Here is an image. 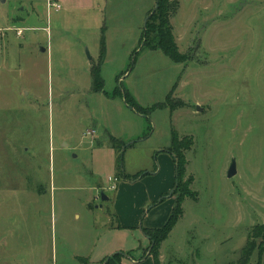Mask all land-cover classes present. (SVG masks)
<instances>
[{
  "label": "rangeland",
  "instance_id": "374dc122",
  "mask_svg": "<svg viewBox=\"0 0 264 264\" xmlns=\"http://www.w3.org/2000/svg\"><path fill=\"white\" fill-rule=\"evenodd\" d=\"M172 1L183 63L145 44L157 0H0V264L140 261L189 180L162 264H264V0ZM173 135L193 144L171 196ZM142 186L161 194L141 211Z\"/></svg>",
  "mask_w": 264,
  "mask_h": 264
},
{
  "label": "trees",
  "instance_id": "16d2710c",
  "mask_svg": "<svg viewBox=\"0 0 264 264\" xmlns=\"http://www.w3.org/2000/svg\"><path fill=\"white\" fill-rule=\"evenodd\" d=\"M175 10H176V5L174 1L160 0L158 9L152 14L150 19L148 20L147 27L145 28L143 32V36H144L145 44L147 46L151 47L152 49H160L164 52L165 55L170 57L173 61L177 63H183V62H186L188 58L186 55H184L180 51L179 46L175 40V35L173 33V26L171 24V15L175 12ZM155 19H158L160 21V26H159V29H157V31H155L154 32L155 34L153 35L152 34L153 32H151V28L153 27L152 21ZM104 31H103V35L101 39V54L102 55L105 52ZM91 72H92V77H93V89L97 92L103 91L104 86H105V81L102 76L101 67L92 66ZM123 94L130 107L134 108L138 112L142 111V106L136 101V99L133 97V95L128 90L123 92ZM170 97H171V93L168 95V98H167L168 102L171 101ZM174 108H175L174 105H171V109L173 110ZM176 137L177 135L172 136V144L175 145L176 149L168 150V151L174 156V160L176 163V173L177 174H176L174 192H176V190L179 192L180 187H182L183 175L185 173L186 164H187V160H186L185 154L183 153V149L188 150L189 148H191L193 142H192V138H189V141L185 143L184 145L182 144L184 139H181L179 142V140H177ZM109 138L111 140L110 142L111 146L116 148L117 151H119L118 149L120 147L127 148L128 146L127 144L119 145L120 139H117L116 137L112 135H109ZM178 143H180V145ZM123 148L121 149V152L124 153ZM123 153L120 154L121 159L123 157ZM122 176L126 179L129 178V175H127V173L124 171H122ZM142 176H144L143 173L141 174L137 173L133 177V180H136ZM190 184H191V180L186 181L183 184L184 191L179 197H177L175 201V205L172 209V213L169 219L167 220V222L163 226L153 227V228L143 227L144 233L148 236L150 240L149 250H150V254H152L154 257L155 264H162L160 257H159V254H160L159 250H160L161 244L168 238L169 234L171 233V231L173 230V228L176 226L179 219L183 215V212H184L183 202H184L185 197L189 196L194 199L198 198V194L196 191H194V193L191 192L190 187H189ZM162 200L163 198L161 199V201ZM262 238L264 239V231H263ZM254 249H255L254 243L252 244L249 243L248 247L246 246L243 248L242 260L244 262L249 261L250 256ZM121 256L122 254L120 253H115L112 256H109L106 260V264H120Z\"/></svg>",
  "mask_w": 264,
  "mask_h": 264
},
{
  "label": "crops",
  "instance_id": "0c3cea01",
  "mask_svg": "<svg viewBox=\"0 0 264 264\" xmlns=\"http://www.w3.org/2000/svg\"><path fill=\"white\" fill-rule=\"evenodd\" d=\"M55 3H57V2H55ZM106 29V26H104L103 28H102V35H103V31ZM102 35H101V39H102ZM104 38H105V41H106V36H105V31H104ZM101 39H100V46H101ZM104 91V90H103ZM111 135V134H110ZM113 136V135H112ZM111 177V176H110ZM109 177V178H110ZM127 180V179H126ZM141 180H143V178H141ZM110 181V180H109ZM140 181V180H139ZM139 181H137V182H135V183H138ZM140 184V183H139ZM141 185V184H140ZM119 186V185H118ZM117 186V189L119 188ZM142 188V191H141V193H140V195L138 196L139 198H140V202L138 203V202H133L132 204L134 205H132V207L134 208V209H138V207L140 208V210L142 211V209H143V207H145L148 203H150V202H156L157 200H158V198L160 197V194H161V192H160V190L158 191V189H156V190H152V189H150V187L147 189V187H141ZM102 190H105V188H102V187H99V191H100V194H101V196L103 195V193L106 195V193L104 192V191H102ZM108 190H110V187H108ZM146 190L148 191V193L146 192ZM106 191V190H105ZM106 196H108V195H106ZM109 198H111V196H108V198L106 199V200H109ZM174 200V202H173V204L172 203H169V204H171V205H168V210H167V212H166V214L165 215H168V213L170 212L169 210L172 208L173 209V207H174V205H175V199H173ZM145 209V208H144ZM143 209V210H144ZM165 217V216H164ZM163 220H161V222H162ZM155 225H160V221H159V223H157V224H154V223H148L147 225H146V227H149V228H153V227H157V226H155ZM117 227H123V228H127V227H130V226H128L127 224H119ZM158 227H160V226H158ZM162 248V247H161ZM114 254V253H113ZM113 254H111V255H113ZM108 257V256H107ZM126 258H128V257H126ZM126 260V259H125ZM125 260H122V262H121V264H155L154 263V257H153V255L152 254H150V250H147V251H145L144 252V258L143 259H141L140 261H136V260H134V259H131V261L130 260H127V262L125 263ZM160 260L163 262L164 261V256H163V252H162V249H160ZM105 264H106V261H105Z\"/></svg>",
  "mask_w": 264,
  "mask_h": 264
},
{
  "label": "water",
  "instance_id": "95a60500",
  "mask_svg": "<svg viewBox=\"0 0 264 264\" xmlns=\"http://www.w3.org/2000/svg\"><path fill=\"white\" fill-rule=\"evenodd\" d=\"M159 2L160 0H157L155 8L153 9V11L147 16L146 21H145V28L147 27V23L148 20L150 19V17L152 16V14L158 9L159 7ZM197 109L200 110L201 107L199 105H197ZM126 149V147L123 148V151ZM237 173V166H236V161L235 159H233L229 169H228V176L229 177H233L235 174ZM174 189L171 193V196L173 195ZM108 198V196H106L104 193L102 195V199L106 200Z\"/></svg>",
  "mask_w": 264,
  "mask_h": 264
},
{
  "label": "built area",
  "instance_id": "2783aa9c",
  "mask_svg": "<svg viewBox=\"0 0 264 264\" xmlns=\"http://www.w3.org/2000/svg\"><path fill=\"white\" fill-rule=\"evenodd\" d=\"M48 7H56V8H60V6L57 3H52V1L48 2ZM110 182H111V186L110 189L112 190H116L117 189V182L119 181L118 177H110L109 178Z\"/></svg>",
  "mask_w": 264,
  "mask_h": 264
}]
</instances>
